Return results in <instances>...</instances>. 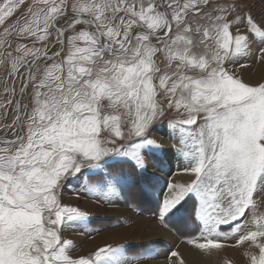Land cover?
Segmentation results:
<instances>
[{
  "label": "snow or ice",
  "instance_id": "1",
  "mask_svg": "<svg viewBox=\"0 0 264 264\" xmlns=\"http://www.w3.org/2000/svg\"><path fill=\"white\" fill-rule=\"evenodd\" d=\"M247 8L0 0V264L158 260L154 244L82 254L73 234L100 229L88 207L64 202L70 184L78 200L109 205L140 190L202 256L232 248L242 264H264V79L238 73L264 63V14ZM161 122L190 181L149 171L172 175L152 137ZM168 256L186 264L178 250Z\"/></svg>",
  "mask_w": 264,
  "mask_h": 264
},
{
  "label": "rangeland",
  "instance_id": "2",
  "mask_svg": "<svg viewBox=\"0 0 264 264\" xmlns=\"http://www.w3.org/2000/svg\"><path fill=\"white\" fill-rule=\"evenodd\" d=\"M9 23H11V21ZM247 65L248 66L243 69H238V73L242 74L246 82L254 84L264 79V63L259 60H256L255 62L249 60ZM17 86L19 85L17 84ZM167 128V125L161 122L160 125L154 127L152 137L158 139L159 141L162 140L163 142L168 143L169 129ZM172 157L175 159L174 162L171 161L173 159ZM172 157L171 159H165L168 163V165L165 164V172L172 173L171 176H165L164 173H161L158 169L153 168L151 163L149 166L150 173L159 176L161 182L170 179L172 180V178L190 181L193 178L191 176L187 179L179 178V175L183 173V165H181L182 162L176 158L175 154ZM74 187V185L70 184L68 188L64 190V202L70 204L78 203L82 207H88L94 222L92 226L100 229V231L92 233L90 237L73 234L72 238L78 243L82 254L97 246L94 245L87 248L85 247L86 242H93L95 238L98 239V237L100 238L102 235L110 237L117 232H127L128 235H121L122 237H119L120 239L111 240L106 243L113 245L125 244L131 248H141L144 245L154 244L160 255L158 260L152 262V264H166V257H168L169 260L174 259L168 256L170 251H180V249L184 247L189 251L194 250L191 245L181 243L182 240L186 241L191 238L188 234V230L177 231L175 226L165 228L160 225L155 216V202L150 196L142 191L134 190L133 193L127 197V199H118L115 200L113 204L109 205L93 203L83 198L78 200L77 195L73 191ZM82 195L83 194L81 193V196ZM159 229L164 231L165 235H160L158 233ZM177 245H179V248H177ZM197 257L198 262L196 264H223L225 260H230L233 264H242L239 250L232 248L225 249L217 256L204 257L198 253ZM185 262L188 264L186 260Z\"/></svg>",
  "mask_w": 264,
  "mask_h": 264
},
{
  "label": "bare ground",
  "instance_id": "3",
  "mask_svg": "<svg viewBox=\"0 0 264 264\" xmlns=\"http://www.w3.org/2000/svg\"><path fill=\"white\" fill-rule=\"evenodd\" d=\"M179 176L181 178H185L186 175L180 174ZM158 233L160 235H165V232L162 231L161 229L158 230ZM121 235L122 236H127L128 233L127 232H125V233L117 232L116 234H114L113 236H110V237L102 235V236H100V238L98 237V239L95 238L93 240V242H86L85 247L90 248V247H92L94 245H98V244L100 245V244H103V243H106V242H110L111 240H117V239H120L122 237ZM180 251L183 254L185 260L188 262V264H196L198 262L197 261L198 260V257H197L198 253H197L196 250L189 251L187 248L184 247V248H181ZM237 256H238V254H237Z\"/></svg>",
  "mask_w": 264,
  "mask_h": 264
},
{
  "label": "built area",
  "instance_id": "4",
  "mask_svg": "<svg viewBox=\"0 0 264 264\" xmlns=\"http://www.w3.org/2000/svg\"><path fill=\"white\" fill-rule=\"evenodd\" d=\"M247 4L246 11H250L253 16L259 18L264 14V0H247Z\"/></svg>",
  "mask_w": 264,
  "mask_h": 264
},
{
  "label": "crops",
  "instance_id": "5",
  "mask_svg": "<svg viewBox=\"0 0 264 264\" xmlns=\"http://www.w3.org/2000/svg\"><path fill=\"white\" fill-rule=\"evenodd\" d=\"M168 129V128H167ZM160 142H162L164 145H165V148L167 149V150H169V152H170V155H169V159H171V157L174 155V153L173 152H171V150L169 149V144H170V141L168 142V143H165V142H163L162 140H160ZM172 155V156H171ZM173 158V157H172ZM167 159V158H166ZM174 158L171 160L172 162H174ZM165 164H167L168 165V163L165 161ZM181 165H183V163L181 164ZM166 166V165H165ZM182 171V170H181ZM183 175H186L185 176V178H183V179H187V178H189L190 176L189 175H187V174H185L184 172L182 173ZM179 178H181L180 176H179ZM171 180V179H170ZM172 180H175V181H177V182H181V181H183L182 179H178V178H172ZM181 180V181H180ZM103 234H106V233H103Z\"/></svg>",
  "mask_w": 264,
  "mask_h": 264
}]
</instances>
